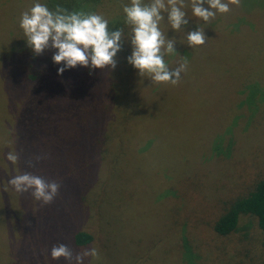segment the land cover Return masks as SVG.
I'll list each match as a JSON object with an SVG mask.
<instances>
[{
  "label": "rangeland",
  "instance_id": "1",
  "mask_svg": "<svg viewBox=\"0 0 264 264\" xmlns=\"http://www.w3.org/2000/svg\"><path fill=\"white\" fill-rule=\"evenodd\" d=\"M34 2L0 0V264H69L51 258L58 244L74 256L95 249L83 264H264L263 236L252 215H242L228 235L214 229L226 203L264 177V49L253 51L254 42L264 41V14L249 9L264 0L230 5L229 16L237 15L232 25L253 21L246 35L227 29L228 13L208 22L195 17L191 0H185L189 22L181 30L171 28L165 13L159 26L174 38L176 52H165L164 60L174 69L187 59L176 84L141 77L127 62L131 27L124 22L116 68L94 69L101 71L96 79L81 66L62 73L70 78L63 106L52 97V91L65 93L54 87L60 79L49 65L54 52L45 50L33 62L20 46L27 39L20 16ZM126 4L81 0L76 9L102 14L115 31ZM196 28L207 40L190 47L187 31ZM27 60L38 73L23 69ZM223 79L239 82L228 87ZM27 122L43 132L32 139V156L20 130L31 128ZM9 151L19 153L18 163L6 159ZM23 172L61 184L51 204L13 188L10 179ZM78 231L93 239L76 244Z\"/></svg>",
  "mask_w": 264,
  "mask_h": 264
},
{
  "label": "clouds",
  "instance_id": "2",
  "mask_svg": "<svg viewBox=\"0 0 264 264\" xmlns=\"http://www.w3.org/2000/svg\"><path fill=\"white\" fill-rule=\"evenodd\" d=\"M230 5L240 6V0H191V10L195 17L208 22L216 13H228ZM185 0H130L123 6L125 23L131 27V54L126 58L138 74H146L155 83L179 82L180 74L187 69V59L176 68L170 69L164 60L165 52L175 53L174 38H166L160 29L165 19L171 28L179 31L188 24ZM215 10V11H214ZM109 21L95 12H69L57 5L55 10L35 0L33 5L21 13L19 27L26 36V44L39 56L45 50H55L51 59L55 64H63L58 69L62 74L66 69L77 66L91 69L114 70L117 54L122 50L123 30L110 31ZM207 37L204 30L196 28L187 31L188 46L204 45ZM6 159L12 164L19 161V153L9 151ZM35 160L42 159L36 156ZM30 166H32L30 164ZM9 183L20 193L30 192L42 205L51 204L59 194L61 184L56 180H46L30 172L12 177ZM51 258H64L69 264H83L86 257H95V249L84 250L73 255L65 244L54 245Z\"/></svg>",
  "mask_w": 264,
  "mask_h": 264
},
{
  "label": "trees",
  "instance_id": "3",
  "mask_svg": "<svg viewBox=\"0 0 264 264\" xmlns=\"http://www.w3.org/2000/svg\"><path fill=\"white\" fill-rule=\"evenodd\" d=\"M79 1H81V0H47L46 5L49 8L51 7L52 8V9L50 8L51 10H55L56 6L59 5V6L63 7L64 9H66L67 11L72 12V11L78 10V9H76V6L78 5ZM254 1H257V0H254ZM233 9L231 8L230 11L228 12V15L226 16V19L228 20V25H229V27L227 29L231 32H234L235 34H238V35H246L248 33V31H250V26H253L252 25L253 21L249 18V20L247 21L248 24L247 23H241V25H240V22H237V20H236V22L238 24L232 25L233 17L235 19L237 18L236 13L229 16L231 13H233L235 11V8H233ZM249 9L253 10V12L256 11L260 14H264V4L258 5L256 2ZM239 10H241V9L239 8ZM124 22L125 21L121 22V24L117 23L116 24L117 28L120 29ZM245 25H247V26H245ZM248 25H249V27H248ZM113 26H114V23L112 22V24L109 27V30ZM209 30H211L212 31L211 33H213V34L216 33V31H214L211 28ZM208 35H210L209 32H208ZM20 46L23 49L27 48L28 50H30V53L27 52L28 55L30 54L31 56H33V58L30 59V61L33 60V62H34L35 60L39 59L40 55L39 56L35 55L32 52V50L27 46L26 41L22 42ZM188 49L190 50L191 48L188 47ZM263 49H264L263 38H261L258 42L253 43V51L260 52ZM54 51L55 50H50V53L51 52L53 53ZM50 53L47 51L48 56L50 55ZM256 58L257 57H255L253 59H256ZM33 62H29L28 60L25 61L23 64V69L24 70L30 69L33 73H38L37 68H36L37 66H35ZM49 65H51L53 68H55V71H57L59 68L63 67V64L58 65V64H55L53 61H51L49 63ZM260 65L262 66L263 71H264V64H260ZM18 69L20 70V68H18ZM73 69L77 70V68H73ZM73 69H70L69 72L66 69L63 73L64 74L65 73L66 74L71 73L73 71ZM81 71H83V72L85 71L86 76H89V77L90 76H96L95 79L98 77L99 73H101V71H98V73L96 74V73H94V71H95L94 69L90 70L89 68H86V67H83L81 69ZM20 72H21V70H20ZM23 75H25V74H23ZM59 75H60V79L58 81H55L54 87H60L61 89L64 90V88H66L67 82L70 80V78L69 77L65 78L62 74H59ZM244 75L249 76L250 74L248 73V74H244ZM31 77H33V76H31ZM36 78L37 77H35V79ZM227 80H229V79H226L224 81L226 82L228 87H234L239 82L237 80H232V79L229 81H227ZM248 86L251 87L250 84ZM54 87H52V88H54ZM258 87H260V86H258ZM52 88H50V89H52ZM52 92H53V96H52L53 99H58V103L56 104L57 106H63V105L67 104L69 98H67V100H63V101L60 100V98L62 96L68 97L69 93H67L66 90H64L65 93H60L57 91H52ZM32 94L35 95L36 99H37V92L33 91L31 93V96H32ZM59 95H61V96H59ZM72 95H75V94H72ZM78 95L75 98H77ZM43 102H44V104H47V107L52 106L51 103H49L48 101H43ZM55 102H57V100H55ZM58 109L60 110V108H58ZM59 110L57 112L58 114H59ZM55 119H56V116L54 115L51 120L54 121ZM27 123L30 125L31 128H29V129L22 128L20 130H22L25 133L26 138L23 137L24 140L26 142H28L29 144H31L32 141L36 140L39 137H42L43 132L38 131L39 127H37L35 129L37 124H30L29 122H27ZM45 130H46V128H45ZM20 137H22V136H20ZM32 139H34V140H32ZM29 153H33V154H30V156L37 153V149L34 147L33 144H31L29 147ZM244 214L245 215H252L254 217L257 225L259 226V229L262 232V236H263L262 239H263V245H264V177L257 179L248 192H246L245 194H242V195H238L236 198H234V199H232L226 203L223 212L220 214V216L217 218V220L214 223V229L221 235H228L237 229V227L240 223V220H241V216ZM92 239H93V235L86 232V231H78L74 235V241L78 245L86 244V243L90 242Z\"/></svg>",
  "mask_w": 264,
  "mask_h": 264
}]
</instances>
